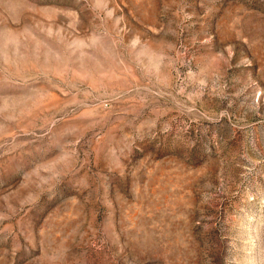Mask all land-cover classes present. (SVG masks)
<instances>
[{
	"label": "rangeland",
	"instance_id": "1",
	"mask_svg": "<svg viewBox=\"0 0 264 264\" xmlns=\"http://www.w3.org/2000/svg\"><path fill=\"white\" fill-rule=\"evenodd\" d=\"M0 264H264V0H0Z\"/></svg>",
	"mask_w": 264,
	"mask_h": 264
}]
</instances>
